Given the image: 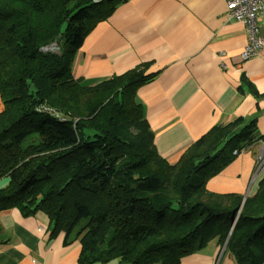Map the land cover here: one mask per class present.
Returning <instances> with one entry per match:
<instances>
[{
	"label": "trees",
	"instance_id": "1",
	"mask_svg": "<svg viewBox=\"0 0 264 264\" xmlns=\"http://www.w3.org/2000/svg\"><path fill=\"white\" fill-rule=\"evenodd\" d=\"M122 1L0 0V211L43 212L79 241L78 264H179L211 239L264 264V174L243 202L205 185L259 138L253 123L214 125L169 163L135 98L149 63L74 77L84 37Z\"/></svg>",
	"mask_w": 264,
	"mask_h": 264
},
{
	"label": "crops",
	"instance_id": "2",
	"mask_svg": "<svg viewBox=\"0 0 264 264\" xmlns=\"http://www.w3.org/2000/svg\"><path fill=\"white\" fill-rule=\"evenodd\" d=\"M224 0H123L94 24L75 52L72 73L94 84L149 63L154 77L135 91L153 132L158 154L169 163L217 124L253 123L264 137V44L240 58L248 34L225 18ZM264 33V13L257 18ZM2 103L0 101V110ZM258 144L239 152L206 182L215 193L254 194ZM0 179V188L7 183ZM51 233L43 212L25 215L17 207L0 211V264H78L80 243ZM225 246L211 239L179 264H234Z\"/></svg>",
	"mask_w": 264,
	"mask_h": 264
},
{
	"label": "built area",
	"instance_id": "3",
	"mask_svg": "<svg viewBox=\"0 0 264 264\" xmlns=\"http://www.w3.org/2000/svg\"><path fill=\"white\" fill-rule=\"evenodd\" d=\"M99 1V0H94ZM226 5L225 18L235 19L244 24L248 39L247 43L240 53L241 59H246L254 55L264 44V33H259L257 18L264 13V0H224ZM258 144L256 159L254 165V174L256 177L264 174V137L254 139ZM236 153V151H233Z\"/></svg>",
	"mask_w": 264,
	"mask_h": 264
},
{
	"label": "water",
	"instance_id": "4",
	"mask_svg": "<svg viewBox=\"0 0 264 264\" xmlns=\"http://www.w3.org/2000/svg\"><path fill=\"white\" fill-rule=\"evenodd\" d=\"M244 199H245V198L243 197V198H242V202H243ZM242 202H241V203H242ZM225 243H226V241H225ZM225 243H224V246H225Z\"/></svg>",
	"mask_w": 264,
	"mask_h": 264
},
{
	"label": "rangeland",
	"instance_id": "5",
	"mask_svg": "<svg viewBox=\"0 0 264 264\" xmlns=\"http://www.w3.org/2000/svg\"><path fill=\"white\" fill-rule=\"evenodd\" d=\"M54 49V48H53ZM85 85H87V84H85Z\"/></svg>",
	"mask_w": 264,
	"mask_h": 264
}]
</instances>
